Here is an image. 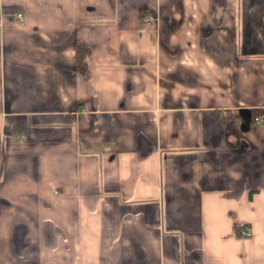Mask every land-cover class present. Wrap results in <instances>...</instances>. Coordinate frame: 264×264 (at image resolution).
I'll return each mask as SVG.
<instances>
[{"label":"crops","instance_id":"crops-1","mask_svg":"<svg viewBox=\"0 0 264 264\" xmlns=\"http://www.w3.org/2000/svg\"><path fill=\"white\" fill-rule=\"evenodd\" d=\"M0 5V264H264V0Z\"/></svg>","mask_w":264,"mask_h":264},{"label":"trees","instance_id":"trees-1","mask_svg":"<svg viewBox=\"0 0 264 264\" xmlns=\"http://www.w3.org/2000/svg\"><path fill=\"white\" fill-rule=\"evenodd\" d=\"M89 53V49L84 45H80V43L76 44L75 47V59L77 68H81L84 66L85 59L87 58Z\"/></svg>","mask_w":264,"mask_h":264},{"label":"built area","instance_id":"built-area-1","mask_svg":"<svg viewBox=\"0 0 264 264\" xmlns=\"http://www.w3.org/2000/svg\"><path fill=\"white\" fill-rule=\"evenodd\" d=\"M1 14H2V9H1V5H0V21H1ZM13 17H14L15 21L18 24L23 23V15H22V13L20 11H16L15 13H13ZM1 29H2V25H1V22H0V34H1ZM254 120L256 122H259V118L258 117H255ZM242 233L245 236H248L249 235V232L248 231H242Z\"/></svg>","mask_w":264,"mask_h":264}]
</instances>
